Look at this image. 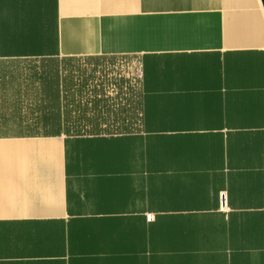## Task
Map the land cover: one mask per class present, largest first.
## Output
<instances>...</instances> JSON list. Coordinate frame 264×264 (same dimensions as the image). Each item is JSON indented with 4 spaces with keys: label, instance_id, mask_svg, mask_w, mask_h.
Masks as SVG:
<instances>
[{
    "label": "crops",
    "instance_id": "1",
    "mask_svg": "<svg viewBox=\"0 0 264 264\" xmlns=\"http://www.w3.org/2000/svg\"><path fill=\"white\" fill-rule=\"evenodd\" d=\"M99 57L134 126L67 133ZM0 264H264V0H0Z\"/></svg>",
    "mask_w": 264,
    "mask_h": 264
},
{
    "label": "rangeland",
    "instance_id": "2",
    "mask_svg": "<svg viewBox=\"0 0 264 264\" xmlns=\"http://www.w3.org/2000/svg\"><path fill=\"white\" fill-rule=\"evenodd\" d=\"M60 65L67 73L69 117L103 115L106 120L92 132L90 126L83 127V117L82 134L118 133L127 125L134 126L136 117L128 120L125 115L133 116L140 108V78L134 59L69 58Z\"/></svg>",
    "mask_w": 264,
    "mask_h": 264
},
{
    "label": "trees",
    "instance_id": "3",
    "mask_svg": "<svg viewBox=\"0 0 264 264\" xmlns=\"http://www.w3.org/2000/svg\"><path fill=\"white\" fill-rule=\"evenodd\" d=\"M84 117V126L83 127H89L90 126V130L92 132H96V127H98V124L99 122L101 121H106L104 120L103 118V115H92V116H83ZM83 117H74V118H70L69 117V120H68V124H65L66 125V128H65V131L67 133H70V134H75V135H79V134H82V131H81V128L82 127V118ZM125 127V126H124ZM95 134H99V133H95Z\"/></svg>",
    "mask_w": 264,
    "mask_h": 264
},
{
    "label": "built area",
    "instance_id": "4",
    "mask_svg": "<svg viewBox=\"0 0 264 264\" xmlns=\"http://www.w3.org/2000/svg\"><path fill=\"white\" fill-rule=\"evenodd\" d=\"M150 220H152V216L147 215V221H150Z\"/></svg>",
    "mask_w": 264,
    "mask_h": 264
}]
</instances>
